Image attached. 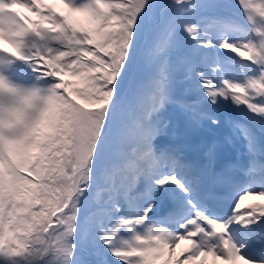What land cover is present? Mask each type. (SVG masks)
I'll return each mask as SVG.
<instances>
[{"label": "snow or ice", "instance_id": "6c2138e0", "mask_svg": "<svg viewBox=\"0 0 264 264\" xmlns=\"http://www.w3.org/2000/svg\"><path fill=\"white\" fill-rule=\"evenodd\" d=\"M0 54L48 85L37 137L0 144V264H264V204L241 210L264 200V0H0ZM168 106L229 130L204 167L154 144Z\"/></svg>", "mask_w": 264, "mask_h": 264}, {"label": "clouds", "instance_id": "9594fccd", "mask_svg": "<svg viewBox=\"0 0 264 264\" xmlns=\"http://www.w3.org/2000/svg\"><path fill=\"white\" fill-rule=\"evenodd\" d=\"M43 89L37 84L21 85L0 76V144L29 143L37 137L46 106Z\"/></svg>", "mask_w": 264, "mask_h": 264}, {"label": "rangeland", "instance_id": "374dc122", "mask_svg": "<svg viewBox=\"0 0 264 264\" xmlns=\"http://www.w3.org/2000/svg\"><path fill=\"white\" fill-rule=\"evenodd\" d=\"M50 6L53 7L54 10L58 12L66 13V10L63 9V6L58 3L50 4ZM15 11L19 12L21 17L27 16L31 20L37 19L31 13L26 12L24 9L18 8V9H15ZM84 19L86 20L84 21ZM70 20L73 24L77 25L78 27H81L84 21L83 28L85 29H89V23L91 22L87 16L85 17V15H80V14H72L70 16ZM6 46L8 47V45ZM229 55H232V54L229 53ZM0 76H4L11 82L21 84V85L30 86L33 84H37L41 86L42 88H45L48 86L47 84H45L43 80L38 79V74L33 72L32 67L29 65V63L25 61L16 60L15 58L9 57L6 54H0ZM65 78L66 77H64V79ZM163 116L169 122V125H170L169 133L170 134L157 137L156 140L154 141V144L156 146L163 148L162 146L165 144V142L162 141L161 138H167V137L170 138L173 136L176 138V141H181V140H189L191 142L193 141V139L190 138L189 136L190 134H186V131H190L192 127L189 126V124L187 123L185 116L181 115L178 112H175L171 108V106H168L166 108V110L163 112ZM193 129L196 130L195 133L192 132L193 134H198L200 135V137H202L203 139H207V140H209L210 138L209 137L210 132H208L207 130L214 129L218 132H221V134L226 133V128H208L207 125H204L199 128H193Z\"/></svg>", "mask_w": 264, "mask_h": 264}, {"label": "bare ground", "instance_id": "6f19581e", "mask_svg": "<svg viewBox=\"0 0 264 264\" xmlns=\"http://www.w3.org/2000/svg\"><path fill=\"white\" fill-rule=\"evenodd\" d=\"M202 143H204V145L202 146ZM172 145H177L176 149H178L181 152V156L184 157L186 155H194L196 156L199 161H206L208 162L204 156L203 153L204 151H206V144L204 142V140H202L199 135L195 134L193 136V142L192 143H188L186 140H182V141H176L175 137H171L166 144V147H172ZM218 155V152H217ZM216 155V156H217ZM245 200H255L254 197H246ZM244 200V201H245ZM188 247L187 244L182 243L180 245L179 248L175 249V251L171 254L172 259H179V260H183L184 259V250ZM182 253H184V255H182ZM167 255L165 257V259H167ZM207 262V264H219L218 261H213L211 257H207L204 258ZM197 264H199V262H197Z\"/></svg>", "mask_w": 264, "mask_h": 264}]
</instances>
